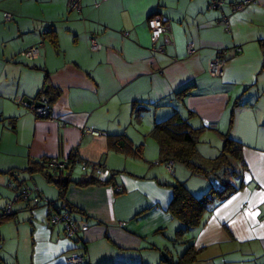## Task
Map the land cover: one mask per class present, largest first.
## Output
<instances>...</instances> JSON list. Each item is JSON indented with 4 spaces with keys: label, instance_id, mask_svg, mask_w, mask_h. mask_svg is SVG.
<instances>
[{
    "label": "crops",
    "instance_id": "crops-1",
    "mask_svg": "<svg viewBox=\"0 0 264 264\" xmlns=\"http://www.w3.org/2000/svg\"><path fill=\"white\" fill-rule=\"evenodd\" d=\"M246 1L82 0L74 12L68 0H0V211L11 205L15 215L0 226V262L67 264L86 253L88 264H177L192 247L193 264H264V0L235 11ZM156 14L171 25L161 53L148 27ZM35 46L38 59L21 57ZM219 53L224 75L212 77L208 63ZM42 93L53 100L52 120L20 105ZM176 113L204 129L207 148L222 150L226 135L244 145L242 174H234L243 187L189 230L169 211L171 186L182 183L201 198L223 184L178 164L170 179L150 133ZM51 160L75 162L64 172L65 199L44 175L60 172ZM34 164L44 173H30ZM6 180L19 186L12 196ZM91 180L109 183L76 185ZM26 190L32 202L15 201ZM56 211L88 230L68 237L50 221ZM182 238L177 259L167 254Z\"/></svg>",
    "mask_w": 264,
    "mask_h": 264
},
{
    "label": "trees",
    "instance_id": "trees-1",
    "mask_svg": "<svg viewBox=\"0 0 264 264\" xmlns=\"http://www.w3.org/2000/svg\"><path fill=\"white\" fill-rule=\"evenodd\" d=\"M48 35L51 37L53 45L57 47L58 43L54 33L51 31L50 33H48ZM188 90L189 89L183 90L178 94V96L182 98L185 97L186 95H188ZM50 100L53 103V100L51 98ZM203 132L204 129L192 128L187 120H184L180 116V114L176 113L166 121L155 124L154 128L150 133V137L153 138L159 145L160 163L168 165L170 162H172L174 163V167L176 164H181L187 167L188 169H190L193 174L205 175L208 174L209 172L195 163V158L198 154V145L200 143L199 140L200 135ZM118 140L120 141V144L124 146V148L125 146L126 147L129 146L126 137H118ZM223 143H224V148L222 150V154L216 159H214L215 165H214V169L212 170L213 172H216L224 167L232 168L233 166L232 159L237 162H242L243 159L242 150L244 145L228 135L223 136ZM51 161H49L50 164ZM73 164L71 163L68 167H65L64 169L58 168L60 172L56 175L44 173L45 167L43 166V168L40 167L38 168L37 164H34L32 167L28 168V171L32 174L36 172H43L47 181L58 187L61 198L65 199L64 194L71 181L69 179L70 175L69 174L64 175V172L65 170L69 171L72 168ZM233 173L239 177V175L242 174V171L236 172L233 170ZM13 176L16 177L15 174ZM66 176L68 178L64 182L63 178ZM108 183L109 182L91 180V181L79 182L76 183V185L80 187H88L91 185H105ZM10 184L12 185L11 188H14L15 190H19L18 185L15 186L12 183ZM171 187L174 191V197L169 206V211L176 220L180 221L184 225L185 230H189V229L197 228L198 226L201 225L204 215L210 212L215 207L214 203L216 200H219L220 202L225 201L230 196L241 190V188L243 187V183L241 185H233L230 183H226L223 189L216 190L212 188L206 195H204L201 198H197L193 196L190 193V191L187 189V187L182 183L174 184ZM26 191L31 192V190H26ZM15 199H17L16 201L26 200V202L27 201L29 203L32 202L31 200H29V197H24V191L20 193ZM50 205L52 206V203ZM9 206L11 205H8V207ZM27 207H29V204ZM67 208L70 211L79 212L77 209H74L71 206H67ZM56 212L68 213V214L70 213L69 211L68 212L56 211ZM14 218L15 215L13 214V211L10 215H4L0 217V226L2 225L3 222ZM77 221L79 223H83L79 220ZM184 231L178 232L179 236H182ZM84 256H85V264H88L86 262V253H84ZM195 261H196V255L191 247V249L177 264H193Z\"/></svg>",
    "mask_w": 264,
    "mask_h": 264
},
{
    "label": "built area",
    "instance_id": "built-area-1",
    "mask_svg": "<svg viewBox=\"0 0 264 264\" xmlns=\"http://www.w3.org/2000/svg\"><path fill=\"white\" fill-rule=\"evenodd\" d=\"M257 0H248L242 5L235 6V11L243 9L246 5L251 3H256ZM69 9L74 12H80L82 7V0H68ZM222 2H218L213 5V8L222 6ZM5 19L9 21L11 19L10 14H5ZM148 27L151 32V39L153 50L155 52L161 53L162 47H158L157 44L159 40L168 35L171 31V25L166 18L156 15L148 21ZM101 49V45L98 43L96 38L91 39V50L97 52ZM188 52L193 53V46L188 47ZM41 50L40 46L32 47L21 53V57L28 61L36 60L40 57ZM227 59L225 58V53H219L217 57L213 58L208 63V71L212 77H222L224 75V69ZM20 105L25 106L31 110V112L38 118L41 119H53V103L51 102L49 96L46 93H42L37 101L32 104H28L23 99L20 100ZM51 165L55 168L63 169L65 167L64 163H60L57 160H52ZM86 166L85 164H83ZM168 170L174 175V163L170 162L168 165ZM12 187V185H10ZM32 192L24 191V197H30ZM17 199H15L16 201ZM34 203L38 202V199L33 200ZM50 205V204H49ZM12 213L11 206L6 210L0 211V217L4 215H10ZM50 221L54 225H61L64 227L65 232L68 237H76L84 232H86L89 226L86 223H79L77 220L71 217L68 213H57L52 214ZM0 264H4L0 262ZM67 264H85V256L80 254L72 255Z\"/></svg>",
    "mask_w": 264,
    "mask_h": 264
},
{
    "label": "rangeland",
    "instance_id": "rangeland-1",
    "mask_svg": "<svg viewBox=\"0 0 264 264\" xmlns=\"http://www.w3.org/2000/svg\"><path fill=\"white\" fill-rule=\"evenodd\" d=\"M203 135L202 134L200 135V139H199L200 140V143L198 145V154H197V156L195 158V163L198 166H200V167L204 168L205 170H207L209 173L208 174H205V175H201V174L200 175L194 174V175H197V177L198 176L201 177L204 180V182L207 180L210 183L223 184L222 189L225 187L224 184H226V183H230V184H233V185L234 184H238V181H240V178H236L234 176L233 170L234 169H237V171H241L240 163L232 159V165H233L232 168H230V167H224V168H222V169H220V170H218L216 172H213L212 170L214 169V165L215 164H214V160L213 159L211 160L210 157H215V156L219 157L222 154V150L224 148V143L222 142L223 143L222 150H221V147L220 146H219L220 149L217 148L218 146L216 144H213V147L212 148H207L206 145H204V142H205L204 140H206V139H204ZM218 150H221V151H218ZM216 158H214V159H216ZM181 166H183V165L178 164L177 165V168L179 169V167H181ZM165 169H166V167H165ZM2 177H4V176H2ZM4 178L7 179L9 177L6 176ZM170 179H172L174 181L176 180L175 177H174V175L172 173L170 175ZM8 181L6 180L5 183H4V185L2 187L5 188V189H7L8 193L10 194V196H12V193L10 192V191H12V188L10 186L11 184H9ZM14 182L15 181L13 180V183ZM216 190H218V189H216ZM181 237H183V236H181ZM184 241H185V239L182 238L181 241H178L180 243H178L177 241L176 242H173V241L170 242V244L168 246L170 250H169L168 253L167 252L166 253L169 254L170 256H173L174 258L177 259V257H178V249L181 248V247H183L181 243H184ZM14 242L15 241H13L12 244ZM176 244H178V245H176ZM12 246H14V245H12Z\"/></svg>",
    "mask_w": 264,
    "mask_h": 264
},
{
    "label": "water",
    "instance_id": "water-1",
    "mask_svg": "<svg viewBox=\"0 0 264 264\" xmlns=\"http://www.w3.org/2000/svg\"><path fill=\"white\" fill-rule=\"evenodd\" d=\"M24 101H26L28 104H32V103H33V102H32V101H30V100H29V101H27V100H24ZM67 178H68L67 176H66V177H64V178H63V181L65 182V181L67 180Z\"/></svg>",
    "mask_w": 264,
    "mask_h": 264
}]
</instances>
